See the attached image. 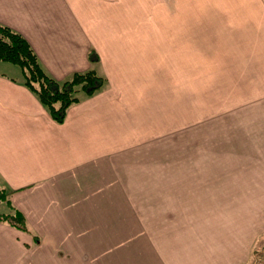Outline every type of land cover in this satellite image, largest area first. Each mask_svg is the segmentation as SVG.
<instances>
[{
  "label": "crops",
  "instance_id": "1",
  "mask_svg": "<svg viewBox=\"0 0 264 264\" xmlns=\"http://www.w3.org/2000/svg\"><path fill=\"white\" fill-rule=\"evenodd\" d=\"M94 1L0 0V24L27 39L53 78L96 72L106 81L58 124L22 75L0 72V188L9 192L0 214L12 206L29 227L0 222V264H191L215 194L208 181L168 180L180 167L160 164V138L173 142L175 124L165 119L159 133L157 61L125 37L96 38L90 30L105 19L89 11ZM246 105L254 109L241 140L264 153V114L254 113L264 92ZM193 136L191 145L183 134L182 153H219Z\"/></svg>",
  "mask_w": 264,
  "mask_h": 264
},
{
  "label": "rangeland",
  "instance_id": "2",
  "mask_svg": "<svg viewBox=\"0 0 264 264\" xmlns=\"http://www.w3.org/2000/svg\"><path fill=\"white\" fill-rule=\"evenodd\" d=\"M92 3L89 11L105 19L103 29L90 30L96 38L125 37L142 59L157 61L151 72L158 79L159 133L167 129L165 119L169 129L171 117L175 124L173 142L160 138V164L171 160L181 169L168 180L208 181L215 194L206 201L216 204L208 206L202 238L191 239V264H264V153H248L252 143L241 140L254 109L246 103L264 92V0ZM0 72L22 75L2 61ZM184 133L191 145L194 134H203L204 146L219 153H182Z\"/></svg>",
  "mask_w": 264,
  "mask_h": 264
},
{
  "label": "trees",
  "instance_id": "3",
  "mask_svg": "<svg viewBox=\"0 0 264 264\" xmlns=\"http://www.w3.org/2000/svg\"><path fill=\"white\" fill-rule=\"evenodd\" d=\"M0 61L21 69L24 85L37 96L58 124L65 122L69 109L80 103L82 94L91 96L102 89L106 82L96 72L78 73L65 81L56 80L42 66L27 39L2 24H0ZM95 61L99 62L100 59ZM8 195L9 192L6 193L0 188V201L9 203ZM10 208L14 213L0 214V222L29 232L24 215L12 206Z\"/></svg>",
  "mask_w": 264,
  "mask_h": 264
}]
</instances>
